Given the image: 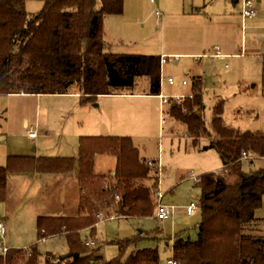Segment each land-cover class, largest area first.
I'll return each mask as SVG.
<instances>
[{"label": "trees", "instance_id": "obj_1", "mask_svg": "<svg viewBox=\"0 0 264 264\" xmlns=\"http://www.w3.org/2000/svg\"><path fill=\"white\" fill-rule=\"evenodd\" d=\"M124 8L125 0H44L42 8L33 12L26 8V0H0V93H82L84 100L111 93H160L161 54L109 49L105 19ZM195 101L203 104L201 94ZM223 101L219 98L214 105V131L206 124L203 105L195 111L190 98L186 108L172 103L169 109L187 124L194 144L203 135L209 136L205 147L219 151L224 168H238L244 152L251 159L264 157V131L228 125ZM80 140L79 156L12 154L6 164H0V201L6 198L11 172L37 169L72 173L79 179L78 212L38 217L43 237L65 231L71 243L65 254H48L45 264H161L157 240L164 237L171 238V255L182 264H264V217L257 216L264 198V166L242 169L240 182L223 178L220 185L214 172L201 176L197 185L202 190L198 211L202 219L196 236L186 229L168 235L156 225L115 239L121 251L105 259L99 244L90 247L96 242L87 243L104 219L102 208L108 209V217L154 215L160 171L140 156L129 135L91 134ZM96 152L118 157L115 175L95 172ZM93 192L102 206L90 200ZM88 227L90 233L84 231ZM237 237L239 244L234 246ZM143 239L153 244L140 246ZM40 256L37 244L31 246L29 255L24 248L12 247L6 256L0 255V264H39Z\"/></svg>", "mask_w": 264, "mask_h": 264}, {"label": "rangeland", "instance_id": "obj_2", "mask_svg": "<svg viewBox=\"0 0 264 264\" xmlns=\"http://www.w3.org/2000/svg\"><path fill=\"white\" fill-rule=\"evenodd\" d=\"M43 5L44 0H26L29 11L36 12ZM255 6L264 17V0H255ZM241 10V2L235 0H125L122 13L110 14L105 19L106 39L111 51L126 53L161 54L164 49L176 53L186 50L201 52L203 49L209 51L215 45L221 46L222 52L231 54L228 58L198 60L193 57L195 55L183 56L180 60L172 58L166 64L165 74L173 76L177 82L165 84L164 93L181 92L177 89L180 87L189 91L191 84L184 86L182 80H190L194 72H201L205 77V121L212 131L217 96L224 99L223 117L228 125L264 131V27L259 25L254 33L249 26L243 29ZM190 15L203 16L205 21L196 24L177 18ZM166 40H170L169 43L165 44ZM200 61L203 62L199 64ZM186 66L190 68L188 77L184 75ZM72 94L0 93V159L12 154L79 156L81 136L86 133L104 135L93 127L103 116L116 113L114 119L115 123L118 119L119 130L112 134L131 136L140 156L155 162V165L150 164L160 171L157 189L166 193L164 202L177 206L179 213L185 211L183 205L188 204V197L200 199L202 190L197 185L200 177L206 172L219 176L217 172L224 168L219 151L205 147L210 143L209 136L203 135L198 144H194L187 124L170 113L169 101L162 112L168 117L165 121L161 116L160 99L155 95L132 94L123 99L105 97L106 100L102 101L98 98L84 100L82 93ZM25 118L34 126L36 137H30L24 127ZM94 159L97 174L115 175L118 164L115 154L96 152ZM239 164L238 168L225 170L221 177L234 182L241 169L264 166V157H248ZM192 171L200 179L180 181ZM7 180V195L0 201V217L7 225L5 242L19 248H31L37 244L41 250L39 264H45L48 254L69 252L71 243L65 231L43 237L37 222L40 214L76 213L80 210L79 179L73 174L65 176L24 169L11 172ZM154 195L156 198L157 192ZM88 196L97 206H102L96 193ZM107 210L102 208L104 219L98 222L94 234L96 243L90 246L99 244L105 259L120 253V245L115 239L159 223L146 216L108 217ZM257 216L264 217V198ZM171 218L164 220L163 225L166 223L167 233L175 234L184 224ZM201 219L202 213H197L185 227L190 228L193 236L197 234ZM157 241L161 264H166L172 254L170 246L173 242L168 237ZM129 251L128 247L122 257L125 258Z\"/></svg>", "mask_w": 264, "mask_h": 264}, {"label": "crops", "instance_id": "obj_3", "mask_svg": "<svg viewBox=\"0 0 264 264\" xmlns=\"http://www.w3.org/2000/svg\"><path fill=\"white\" fill-rule=\"evenodd\" d=\"M236 2L238 1V0H235ZM242 17V16H241ZM177 18H182V19H185V20H189L191 23H196V24H199V23H203L204 21H205V18L203 17V16H195V15H190V16H181V17H177ZM176 19V18H175ZM242 19H243V17H242ZM264 23V17H262V16H260V14H259V16L258 17H256V18H251V19H248V20H246V22H244V19L242 20V27H243V29L245 28V27H251V31H252V33H254V32H256L257 31V29H258V27H260L259 25H262V27H264V24H259V23ZM169 41L170 40H166V42H165V44H167V43H169ZM217 45H215L214 46V48H209L208 50L209 51H207L206 49H203V51H201V52H193L192 50H186V52H179V53H176V52H168V50L167 49H164L163 51H162V53H161V55L162 54H171L170 55V57H169V60L163 65V70H162V72H163V74L165 75V79L163 80V84H162V86H161V91H163L164 92V87H165V84H169V85H174L177 81L175 80V78H174V81L173 82H170L169 80H168V76H166V74H165V67H166V64L173 58V59H175V60H180L183 56H193V55H195V56H193V57H196L197 59L199 58V59H202V58H210L211 60H216V59H225V58H228L231 54H228V53H224V52H222V47L220 46V49H219V52H221V53H223L224 55L223 56H217V57H215V58H212V56H211V54L212 53H215L217 50H216V47ZM165 48H166V46H165ZM194 50V49H193ZM173 54H177L178 55V57H174V56H172ZM234 55V54H233ZM241 55H243V51L241 52ZM198 59V60H199ZM196 62V61H195ZM203 61H200L199 62V64H201ZM197 63V62H196ZM161 68V69H162ZM190 73V68H189V66H186L185 68H184V75H185V77H188L189 74ZM169 76H171V75H169ZM264 79V78H263ZM184 80H187L188 82H184ZM204 83H205V77H204V74H202L201 72H198V73H196V72H194L193 73V75L191 76V78H190V80H188L187 78H184L183 80H182V85H184V86H187V85H190L191 84V87H190V89H189V91L188 90H185L184 88H177L179 91H181V92H175L174 94H189V93H191L192 91H195L196 92V94H195V97H196V95L197 94H201V96H202V98H203V104H201V103H199V102H196L195 101V97L194 98H190V97H188V98H190L191 100H193V102H195V103H197L199 106L197 107H195V106H193V108H194V110L195 111H200L201 110V108H202V105H203V109H204V107H205V103H204V97H203V90H205V87H204ZM161 91H160V93H161ZM160 93H154V94H148V93H111V94H101V95H99L97 98L98 99H100V100H106L105 99V97H110V98H112V99H116V98H118V99H123L124 97H129V96H132V94L133 95H135V96H137V95H155V96H157V97H159V99H160V105H161V116H162V119L163 120H167L168 119V117H167V119H165V113H163L162 114V112H164V107L166 106V102H168L169 101V103H168V105L169 106H171V104L173 103L172 101L175 99L177 102L176 103H178V104H181L182 105V107L183 108H185V101H186V99H188V98H186L185 100H183V101H180V100H178L176 97H174L173 95L174 94H168L169 95V97L167 98V100L164 102V100L161 98V96H160ZM31 94H34V93H31ZM37 95H44V93H36ZM74 94H76V95H79V94H77V93H73L72 95H74ZM67 95H70V94H67ZM221 98V97H220ZM172 99V100H171ZM219 99V96H217V100ZM96 104H99L98 102H96ZM202 109V110H203ZM214 109V108H213ZM203 113H204V110H203ZM115 115H116V113H114L112 116H103L99 121H98V124H96V126H94L93 128L95 129V128H97L98 130H99V132H103V133H105V134H112L113 132H117V130H119V125H118V119H117V122L115 123V119H114V117H115ZM165 115V116H164ZM24 127H26L27 129H28V131H30L31 129H33L34 128V126L33 125H30L29 124V120L27 119V118H25L24 119ZM94 132V131H93ZM87 135H90V134H92V133H86ZM29 135H30V133H29ZM37 136V135H36ZM36 136H31L30 135V137H36ZM7 159H8V157H6L5 156V158H2V159H0V164H6V162H7ZM160 160V159H159ZM65 176H68V175H72V174H64ZM187 178H190V177H188V175H184L183 176V178H181V180L180 181H184V180H186ZM190 179H193V178H190ZM188 199H190V197H188ZM190 201V200H189ZM188 201V202H189ZM187 205V204H186ZM186 205L184 204L183 205V208H184V212L183 213H179L178 212V209H177V206H175V209H174V213L172 214V216H170V217H172L171 219H174V221L177 223V222H180V224H181V222H183V224H184V229H186V230H188V231H190V228H185L186 226H187V224L190 222V220H191V218L193 217V216H195L197 213H195V214H189L188 212H187V209H186ZM54 213H56V212H54ZM54 213H46V214H54ZM61 213H63V212H61ZM146 217H148V218H151V219H154V220H158L159 221V223L157 224V225H160L163 229H164V232H166L165 231V226H167L166 225V223H165V226L163 225V221L165 220L166 221V219H164V220H160V219H158V218H156L154 215H150V216H146ZM169 217V218H170ZM261 217V216H260ZM168 219V218H167ZM264 224V223H263ZM153 226H156V225H153ZM152 226V227H153ZM152 227H150V228H152ZM150 228H148V227H141L140 228V230H141V232L144 230V229H150ZM182 228V229H183ZM84 231H86V232H89L90 231V227H88V228H86ZM262 231L264 232V227H263V225H262ZM167 233V232H166ZM168 235H172V236H174V232H169V233H167ZM153 244V241H149V240H146V239H143V240H141L140 242H139V245L140 246H145V245H148V244ZM239 244V237H237L236 238V240L234 241V246H237ZM131 246H134L133 244H131L130 245V249L132 248ZM235 253V252H234Z\"/></svg>", "mask_w": 264, "mask_h": 264}, {"label": "built area", "instance_id": "obj_4", "mask_svg": "<svg viewBox=\"0 0 264 264\" xmlns=\"http://www.w3.org/2000/svg\"><path fill=\"white\" fill-rule=\"evenodd\" d=\"M241 2L242 4V10H241V15L244 19V22H246V20L251 19V18H256L259 16L260 14V10L255 6V0H238ZM216 52L212 53L211 56L212 58H215L217 56H223L224 54L219 52L220 46L217 45L216 47ZM171 54H162L161 55V68L163 67V65L169 60ZM172 56L174 57H178L177 54H173ZM163 68L161 69V86L163 84V80L165 79V75L162 72ZM168 80L170 82L174 81L173 76H168L167 77ZM184 82H188L187 80H184ZM196 92L192 91L189 94H174L173 96L176 97L178 100L183 101L186 98L190 97V98H194L195 97ZM161 98L164 100V102L167 100V98L169 97L168 94L164 93L163 91H161L160 93ZM193 106H199L197 103L193 102ZM165 116V115H164ZM165 119H167V116H165ZM31 136H36V130L33 128L29 131ZM251 157L250 154H248L247 152H244L243 155L241 156V158L239 159V163L241 164L242 161L245 158ZM151 163H153V161H150ZM161 169V168H160ZM229 168H223L221 170H219L217 173H219L220 175L218 176V174H214V178L217 182H221L223 177L225 175V170H228ZM230 170V169H229ZM241 172L242 169L240 171V174L238 176V179L235 180L234 182H240V178H241ZM188 177L193 178V179H200L198 174H196L194 171L190 172L188 174ZM231 182H233L231 180ZM157 196H156V207H155V217L160 219V220H164L169 218L170 216H172V214L174 213V209H175V205L174 204H167L164 202V198L166 193L161 190V188L157 189ZM186 209L187 212L189 214H195L197 213L200 209H201V201L200 199H198L195 196H192L190 198V201L188 202V204L186 205ZM7 233V225L4 219L0 218V255L2 256H6L7 253L10 251V249L12 248V246H9L6 242H5V236ZM45 237V236H44ZM96 242L95 237H91L87 240V243L89 244H94ZM25 253L27 255L31 254V248L29 247H25L24 248ZM166 264H182L181 260L178 259L177 257L174 256H169L166 260Z\"/></svg>", "mask_w": 264, "mask_h": 264}]
</instances>
